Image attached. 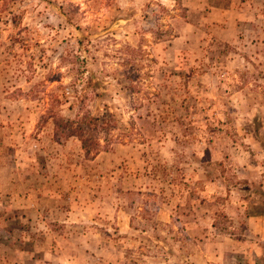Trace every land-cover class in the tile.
Masks as SVG:
<instances>
[{
    "label": "rangeland",
    "instance_id": "obj_1",
    "mask_svg": "<svg viewBox=\"0 0 264 264\" xmlns=\"http://www.w3.org/2000/svg\"><path fill=\"white\" fill-rule=\"evenodd\" d=\"M239 1L0 0L2 264H264V0ZM53 96L117 140L86 158Z\"/></svg>",
    "mask_w": 264,
    "mask_h": 264
},
{
    "label": "trees",
    "instance_id": "obj_2",
    "mask_svg": "<svg viewBox=\"0 0 264 264\" xmlns=\"http://www.w3.org/2000/svg\"><path fill=\"white\" fill-rule=\"evenodd\" d=\"M180 0H174L179 4ZM184 10V7H181ZM70 62L75 61L77 69L83 64V59L77 55H71ZM127 77V76H126ZM131 81V79H130ZM52 108L48 114L53 124L67 131V134L79 140L80 147L86 158L95 156L99 151H106L117 140L113 131L117 126V119L108 110L101 113L91 114L87 111L75 113L72 117H64L58 114L56 105L59 100L56 96L51 97ZM145 211L144 213H146Z\"/></svg>",
    "mask_w": 264,
    "mask_h": 264
},
{
    "label": "crops",
    "instance_id": "obj_3",
    "mask_svg": "<svg viewBox=\"0 0 264 264\" xmlns=\"http://www.w3.org/2000/svg\"><path fill=\"white\" fill-rule=\"evenodd\" d=\"M239 4L242 5V7H245V6H244L245 3L242 2L241 0L239 1ZM186 6H188V5H186ZM239 9L242 10V9H241V6L239 7ZM254 14H255V12L252 11L251 15H254ZM235 26H236V23H235ZM0 264H2L1 257H0ZM6 264H12V262H10V263H6Z\"/></svg>",
    "mask_w": 264,
    "mask_h": 264
}]
</instances>
